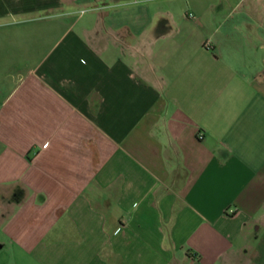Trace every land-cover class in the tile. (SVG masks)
<instances>
[{
  "label": "crops",
  "instance_id": "0c3cea01",
  "mask_svg": "<svg viewBox=\"0 0 264 264\" xmlns=\"http://www.w3.org/2000/svg\"><path fill=\"white\" fill-rule=\"evenodd\" d=\"M180 1L0 0V264H264V0Z\"/></svg>",
  "mask_w": 264,
  "mask_h": 264
},
{
  "label": "rangeland",
  "instance_id": "374dc122",
  "mask_svg": "<svg viewBox=\"0 0 264 264\" xmlns=\"http://www.w3.org/2000/svg\"><path fill=\"white\" fill-rule=\"evenodd\" d=\"M180 2H181V4H184L185 3V0H181Z\"/></svg>",
  "mask_w": 264,
  "mask_h": 264
},
{
  "label": "built area",
  "instance_id": "2783aa9c",
  "mask_svg": "<svg viewBox=\"0 0 264 264\" xmlns=\"http://www.w3.org/2000/svg\"><path fill=\"white\" fill-rule=\"evenodd\" d=\"M202 136H200V138H201Z\"/></svg>",
  "mask_w": 264,
  "mask_h": 264
}]
</instances>
